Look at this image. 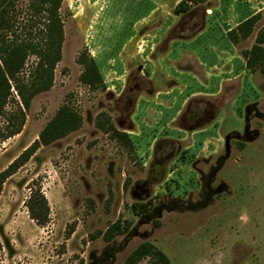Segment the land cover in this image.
Instances as JSON below:
<instances>
[{
    "label": "rangeland",
    "instance_id": "rangeland-1",
    "mask_svg": "<svg viewBox=\"0 0 264 264\" xmlns=\"http://www.w3.org/2000/svg\"><path fill=\"white\" fill-rule=\"evenodd\" d=\"M31 1L16 0L18 27ZM181 1L190 10L176 15ZM255 14L252 36L232 48L229 30ZM60 16L53 88L33 99L19 135L2 137L16 95L0 117V175L64 105L82 126L3 184L0 264H125L145 243L172 264H264V71L242 61L264 0H64ZM84 52L98 89L80 81ZM194 63L214 69L205 82ZM36 193L50 209L43 227L27 208ZM116 223L129 229L107 242Z\"/></svg>",
    "mask_w": 264,
    "mask_h": 264
},
{
    "label": "trees",
    "instance_id": "trees-1",
    "mask_svg": "<svg viewBox=\"0 0 264 264\" xmlns=\"http://www.w3.org/2000/svg\"><path fill=\"white\" fill-rule=\"evenodd\" d=\"M64 0H32L29 7V19L18 27L16 14V0H0V117L6 114L8 104L17 101V113L9 115L8 126L2 137L7 140L19 135L25 125L26 111L33 99L41 93L50 91L54 86L55 71L62 60L64 44V24L60 16ZM190 7L181 1L175 9L176 15L189 12ZM260 15H255L228 34L230 41L237 45L248 40L255 31ZM34 56L37 59L35 66L24 76L23 72L28 59ZM247 67L250 71L261 69L264 71V28L256 37L255 44L249 51L243 53ZM78 63L84 71L80 81L91 89H98L103 85V80L97 64L87 52L80 54ZM82 126L79 113L67 105L61 107L55 118L44 128L31 148L26 150L9 168L0 175V195L7 178L14 175L35 154L41 146H48L61 140ZM102 127V126H100ZM103 128V127H102ZM121 138L126 135L114 132ZM143 212H148L146 205H135ZM27 208L30 218L38 226H45L49 220L48 201L42 193L32 195ZM128 225L119 223L109 228L106 241L111 242L117 235L128 230ZM149 257L148 264H172L167 255L156 249L152 244L141 245L130 255L125 264H137Z\"/></svg>",
    "mask_w": 264,
    "mask_h": 264
},
{
    "label": "crops",
    "instance_id": "crops-1",
    "mask_svg": "<svg viewBox=\"0 0 264 264\" xmlns=\"http://www.w3.org/2000/svg\"><path fill=\"white\" fill-rule=\"evenodd\" d=\"M255 15H258V14H255ZM255 15H253V16H255ZM241 24V23H240ZM239 24V25H240ZM238 25V26H239ZM237 27V26H236ZM231 30H233V29H230L229 30V32L231 31ZM229 32L227 33V38L229 39V37H228V34H229ZM230 40V39H229ZM231 42V41H230ZM234 44L231 42V46H232V48L234 47L233 46ZM232 48L230 49V52L228 53V55H229V57L230 58H232V56H233V51H232ZM233 52V53H232ZM243 56H241V58H242ZM230 58H229V60H230ZM191 59V57L189 58V60ZM191 61V60H190ZM194 61V60H193ZM242 61L244 62V66H245V69H247L248 67H247V63H246V59L243 57L242 58ZM201 65H198L197 63H194V65H193V67H191L192 69H193V71H195L197 74H198V76H196V79H197V81L198 82H205V80L207 79V78H209L208 76H209V74L211 73V72H214V69H210V73H208V71H207V69L204 67V65L202 64V63H200ZM227 67H228V65H225V69H227ZM223 69V68H222ZM192 71V70H191ZM221 71V70H220ZM223 71V70H222ZM227 73H231L232 72V65L227 69V71H226ZM226 72H224V73H226ZM204 73H206L207 75V77L204 75ZM217 74V73H216ZM200 79H204L203 81H200Z\"/></svg>",
    "mask_w": 264,
    "mask_h": 264
}]
</instances>
